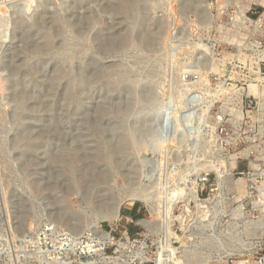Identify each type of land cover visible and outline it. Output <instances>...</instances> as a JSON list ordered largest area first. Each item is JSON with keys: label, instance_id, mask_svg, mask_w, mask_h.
Listing matches in <instances>:
<instances>
[{"label": "rangeland", "instance_id": "obj_1", "mask_svg": "<svg viewBox=\"0 0 264 264\" xmlns=\"http://www.w3.org/2000/svg\"><path fill=\"white\" fill-rule=\"evenodd\" d=\"M230 18L0 0V264H264V41Z\"/></svg>", "mask_w": 264, "mask_h": 264}, {"label": "built area", "instance_id": "obj_2", "mask_svg": "<svg viewBox=\"0 0 264 264\" xmlns=\"http://www.w3.org/2000/svg\"><path fill=\"white\" fill-rule=\"evenodd\" d=\"M219 7H225L231 10V22L236 26H244L255 40L264 41V0H216ZM208 180L203 181L207 183ZM239 187L240 184H235ZM87 243L66 244L65 247L59 246L53 248L50 259V252H40L39 255L45 256L49 261L56 264H76L73 256H77L78 261H84L92 257L88 252ZM95 255V254H94Z\"/></svg>", "mask_w": 264, "mask_h": 264}, {"label": "bare ground", "instance_id": "obj_3", "mask_svg": "<svg viewBox=\"0 0 264 264\" xmlns=\"http://www.w3.org/2000/svg\"><path fill=\"white\" fill-rule=\"evenodd\" d=\"M190 77V76H189ZM260 101H263L264 100V98L263 97H261L260 99H259ZM145 198V197H144ZM143 198V202H145V203H147L148 204V202H149V200L148 199H144ZM134 200V199H133ZM140 200V199H139ZM190 204H191V206L194 204V205H198L196 208H195V210H199V209H203L204 208V204L203 203H198V200H197V198H196V195L194 194V193H192V195H191V198H190ZM192 202H193V204H192ZM120 208H121V204L119 203V204H117L116 205V211H115V218H120ZM144 224V223H143ZM101 249L100 248H98V250H94V251H100ZM88 252H93L92 251V247L91 246H89L88 245Z\"/></svg>", "mask_w": 264, "mask_h": 264}]
</instances>
